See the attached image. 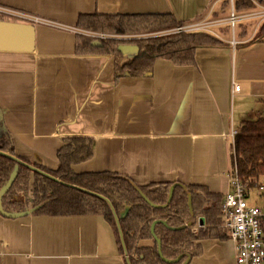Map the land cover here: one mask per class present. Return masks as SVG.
<instances>
[{
  "label": "crops",
  "instance_id": "0c3cea01",
  "mask_svg": "<svg viewBox=\"0 0 264 264\" xmlns=\"http://www.w3.org/2000/svg\"><path fill=\"white\" fill-rule=\"evenodd\" d=\"M236 1L0 0L1 7L40 18L0 15V128L14 152L56 168L63 138L91 136L93 154L71 165L76 173L115 171L138 185L201 184L224 197L230 131L243 120L264 118V36L253 39L264 5L253 1L252 8L238 10ZM93 12H170L183 23L210 21L223 44L197 48L194 65L159 59L152 75L115 81L108 55L88 51V43L77 51L78 36L90 41L76 29L77 18ZM122 52L126 59L135 49L123 46ZM197 225L207 226L205 217H197ZM201 244L188 264H236L231 239ZM0 264L128 262L101 215L29 213L0 215Z\"/></svg>",
  "mask_w": 264,
  "mask_h": 264
},
{
  "label": "trees",
  "instance_id": "16d2710c",
  "mask_svg": "<svg viewBox=\"0 0 264 264\" xmlns=\"http://www.w3.org/2000/svg\"><path fill=\"white\" fill-rule=\"evenodd\" d=\"M253 1L264 5V0H237L236 8H252ZM181 24L183 22L170 12L81 13L76 21L77 27L117 35L120 39L108 37L101 41V46H92V40L78 36L77 51L84 50L80 44L88 43V51L98 50L108 55L116 81L125 76L152 75L159 59L176 66L194 65L197 48L223 44L220 38L206 30L170 31ZM263 36L264 21L253 39H262ZM124 45L135 49L133 56L125 59L121 48ZM0 129V188L18 164L16 178L2 198L3 208L7 211L29 209L31 214L42 216L101 215L113 227L119 249L127 257L128 264H188L190 258L202 252L203 239L228 238L220 229L224 197L204 185L178 183L171 201L166 204L170 186L174 183L138 185L115 171L74 172L72 164L85 161L93 154L91 136L63 138V144L57 150L58 165L48 168L17 155L9 133L4 128ZM231 166L248 187L264 178L263 117L243 120L239 124L232 147ZM188 194L191 195L192 210L188 206ZM148 200L155 205H166L156 207ZM200 216L205 217L207 226H196V219ZM155 219L165 220L171 227L192 222L182 229H171L162 223L154 226L162 255L166 258L181 255L179 261L168 263L159 256L157 243L150 231Z\"/></svg>",
  "mask_w": 264,
  "mask_h": 264
},
{
  "label": "built area",
  "instance_id": "2783aa9c",
  "mask_svg": "<svg viewBox=\"0 0 264 264\" xmlns=\"http://www.w3.org/2000/svg\"><path fill=\"white\" fill-rule=\"evenodd\" d=\"M0 15H18L32 21H40V18L30 14L18 12L0 6ZM230 24H234V16L229 17ZM216 22V21H214ZM212 22L183 23L172 28L171 32L206 30L214 35L216 32L210 30ZM81 29V28H76ZM90 40L102 41L108 37H119L108 33L84 30ZM235 44V40H231ZM234 90L239 86L233 83ZM237 129L229 133L230 143L233 147ZM221 222L224 233L234 242L236 264H264V178L257 180L252 187L246 186L238 175L235 168L231 169L229 175V190L224 195L221 205ZM196 226L197 219H196Z\"/></svg>",
  "mask_w": 264,
  "mask_h": 264
},
{
  "label": "water",
  "instance_id": "95a60500",
  "mask_svg": "<svg viewBox=\"0 0 264 264\" xmlns=\"http://www.w3.org/2000/svg\"><path fill=\"white\" fill-rule=\"evenodd\" d=\"M91 45L92 46H101L102 43L98 40H93L91 42ZM123 48V47H121ZM1 119V118H0ZM5 154V153H4ZM17 160V159H16ZM31 168L39 171L37 168L33 167L30 165ZM17 171H18V164H16L13 168V170L11 171L8 179L6 180V182L3 184V186L0 188V215L3 216V217H6V218H20V217H23V216H26L30 213V210L29 209H25V210H21V211H7L3 208V205H2V198L3 196L6 194V192L9 190V188L11 187V185L13 184L15 178H16V175H17ZM42 173V172H41ZM44 174V173H43ZM178 183H174L170 186V189H169V194H168V198H167V203H169L172 199V195H173V190L174 188L176 187ZM141 196H144V194L139 190ZM149 201V200H148ZM150 202V201H149ZM151 203V202H150ZM153 204V203H151ZM166 204H163V205H155L153 204L154 206L156 207H164ZM188 206L189 208L191 209V195L188 194ZM192 210V209H191ZM157 223H162L164 225H167V222L165 220H161V219H155L152 224H151V227H150V231H151V234L154 238V240L156 241L157 243V246H158V254L159 256L161 257V259L164 261V262H168V263H174V262H177L179 261V259L181 258V255H178L177 257L175 258H166L162 255V252H161V244H160V239L156 236V234L154 233V226L157 224ZM192 224V222H188L186 224H183L181 226H177V227H171V226H168L169 228L171 229H182V228H185L186 226H190Z\"/></svg>",
  "mask_w": 264,
  "mask_h": 264
},
{
  "label": "rangeland",
  "instance_id": "374dc122",
  "mask_svg": "<svg viewBox=\"0 0 264 264\" xmlns=\"http://www.w3.org/2000/svg\"><path fill=\"white\" fill-rule=\"evenodd\" d=\"M78 28H79V27H78ZM81 29H82V28H81ZM82 30H86V29H82ZM116 38H119V39H120V36H119V37H116ZM121 39H125V38H121ZM232 40H234V39H232ZM124 46H126V45H124ZM220 229L223 230L221 224H220Z\"/></svg>",
  "mask_w": 264,
  "mask_h": 264
}]
</instances>
